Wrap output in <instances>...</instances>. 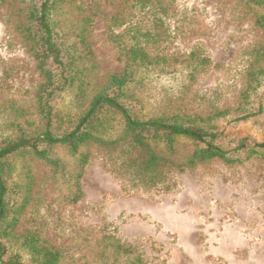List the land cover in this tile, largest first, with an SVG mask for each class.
Masks as SVG:
<instances>
[{"label":"rangeland","instance_id":"rangeland-1","mask_svg":"<svg viewBox=\"0 0 264 264\" xmlns=\"http://www.w3.org/2000/svg\"><path fill=\"white\" fill-rule=\"evenodd\" d=\"M25 1L0 0V124L33 120L38 111L42 77L17 28L27 17ZM145 1L75 0L70 12L57 16L59 31L67 32L93 9L87 40L97 63L89 69L84 59L78 66L83 73L61 103L75 100L82 81L92 93L111 75L134 67L121 43L134 44L135 27L153 26V35L142 44L167 66H155L144 84L132 85L143 109L150 114L160 110L168 88L187 85L168 101L174 110L212 119L228 154L237 152L235 133L247 139L246 147L263 143L264 88L247 90V71L254 49L264 47V28L256 22L264 5L258 0H160L145 11ZM158 7L165 9L168 23L155 26L152 13ZM68 25L71 30L65 29ZM197 45L199 54L209 52L211 62L194 70L188 81L194 64L187 60ZM260 105L263 112L237 119ZM193 148L180 141L175 159L185 160ZM244 150L238 151L241 161L231 163L214 158L185 169L168 165L162 184L143 186L132 185L109 164L105 149L95 145L82 177L84 196L74 203L61 199L67 190L59 188L52 169L32 161L31 197L15 230L38 231L64 249L69 264H104L108 256L101 258V253L109 235L146 264H264V159L247 157Z\"/></svg>","mask_w":264,"mask_h":264},{"label":"trees","instance_id":"trees-1","mask_svg":"<svg viewBox=\"0 0 264 264\" xmlns=\"http://www.w3.org/2000/svg\"><path fill=\"white\" fill-rule=\"evenodd\" d=\"M25 2L27 17L17 28L24 46L36 61L42 82L37 94L36 117L24 122L12 119L0 124V264H69L64 249L38 231L18 233L15 230L31 197L32 161L48 165L59 188L67 190L62 195L63 202L74 203L84 196L82 177L95 145L105 149L109 164H113L118 173L127 175L134 183L132 185L143 186L162 184L168 165L185 169L214 158L227 163L241 161L243 154L238 152L241 149H245L247 157L258 154L264 159V141L246 147L244 141L247 139L235 133L239 138H235L238 140L237 152L230 155L219 143L222 132L211 123L212 119L174 110V104L168 100L183 94L186 89H182L187 85L182 89L168 88L162 96L164 100L161 98V111L150 114L143 109L144 104L136 99L132 85L144 84L149 71L161 65L142 44L153 35V26L146 30L135 27L136 30H131L134 44L124 46L121 43L134 67L111 75L92 93L86 89L88 83L85 85L82 81L75 100L62 104L63 96L83 73L78 66L85 63L84 59L89 69L97 64L87 40L94 22L93 9L81 24L74 25L75 29L71 30L72 26L68 25L65 29L71 31L61 32L57 16L69 11L68 6L74 5L75 0ZM256 2L264 5V0ZM153 4L161 2L146 0L142 9L151 11L153 8L149 6ZM164 12L163 7H158L152 13L155 26L157 22L168 23ZM256 22L264 28V11L259 12ZM198 49L200 45L191 50L187 60L191 67V63L194 64L188 81L193 80L194 70L211 62L209 52L204 49L199 54ZM247 73V90L250 87L264 88V47L254 49V59ZM261 112L262 105L256 111H244L237 119H247ZM180 141L191 142L195 148L185 160L177 161L176 147ZM105 240L101 258L107 255L108 259L106 257L104 264H146L134 249L126 247L115 236H106Z\"/></svg>","mask_w":264,"mask_h":264}]
</instances>
